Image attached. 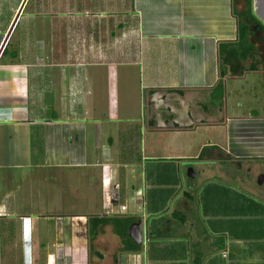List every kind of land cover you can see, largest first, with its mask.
Returning <instances> with one entry per match:
<instances>
[{"label": "crops", "instance_id": "1", "mask_svg": "<svg viewBox=\"0 0 264 264\" xmlns=\"http://www.w3.org/2000/svg\"><path fill=\"white\" fill-rule=\"evenodd\" d=\"M19 1L0 0V15H10L0 31ZM27 14L47 18L38 25L51 32L49 43L63 32L67 53L51 44L49 57L44 50L28 60L20 51L0 62V169L56 174L66 184L58 195L31 189L23 202L57 199L73 209L66 223L55 210L17 213L23 182L1 190L0 264H41L45 256L75 264L78 246L77 264H87L98 234L120 239L104 225L88 241L91 217L141 223L137 252L119 243L105 254L90 250L91 264H264V226L242 225L243 217L264 220V205L242 200L241 183L227 178L235 162L240 170L264 157L246 146L263 127L256 112L264 103L227 117L224 102L227 81L252 77L264 87V0H32ZM238 22L251 49L221 65L218 47L236 44ZM36 45L43 51L46 41ZM71 62L74 70L56 82L55 69ZM100 62L124 69L111 78L83 71ZM247 120L259 124L249 131Z\"/></svg>", "mask_w": 264, "mask_h": 264}, {"label": "rangeland", "instance_id": "2", "mask_svg": "<svg viewBox=\"0 0 264 264\" xmlns=\"http://www.w3.org/2000/svg\"><path fill=\"white\" fill-rule=\"evenodd\" d=\"M3 2L7 1V0H2ZM22 0H20L17 4L16 10L17 11L20 3ZM28 1V0H27ZM27 1L18 17V19L16 20V23L9 35V38L5 44V54L2 56L1 61L0 62H4L8 59V57L15 53H19L20 51L23 52V57L25 59H32L34 57V55H40L45 52L44 50H46V53H48V57L51 55L50 53V46H52L51 44H54L55 47L58 48V51H60V56H64V54L66 55L67 53V48L65 46V34H63V32L61 33V37L60 38H56L54 43H49L48 40V35L51 33L49 32L46 27H41L42 25H38L41 24L42 22H47V18L45 19H40L38 17H34L35 14H27L29 13L30 10H32V0H29V3L27 4ZM70 1V0H69ZM2 11V15H0V20H4L5 23H7L8 18L10 17V15L8 13H5L4 9L1 10ZM15 12L13 14V16L15 15ZM23 14V15H22ZM10 25V24H9ZM9 25L7 24V28L5 30L0 31V43L9 27ZM63 25V24H62ZM62 25H59L62 26ZM5 26V24H4ZM58 28V27H57ZM14 31V32H13ZM37 41H46V46L45 48L42 50H40L39 46L36 45ZM49 44H48V43ZM56 48V49H57ZM3 49V50H4ZM42 49V48H41ZM61 49V50H60ZM66 50V53H65ZM2 53L0 54L1 57ZM43 57V56H42ZM38 61L40 62V60L38 59ZM48 62V60H47ZM71 66H65L66 68H61V69H55V74H56V78L55 81H59V77L57 75V73L60 72H72L74 70V63L71 62L70 63ZM124 69V68H123ZM121 66L118 65H110L109 62H100V63H96V65L94 66H85L83 68V71L86 72L88 75H90V72L92 74H95L94 72H97L96 74H98L97 77H99L101 74H106L108 75L110 78L113 75L114 72H121L122 70ZM2 69H0L1 71ZM130 70H135L137 72V68L132 67ZM83 73V74H86ZM61 74V73H60ZM252 77H249V79H247L248 82H242L240 83L239 81L235 80V81H227L226 82V96H225V106H226V116L230 117L233 115V113H245V110L249 111L250 109H257L262 108V104L264 103V87L263 85H261L259 83V79L256 78L257 80V85H252V81L251 79ZM100 81V80H99ZM103 85V84H102ZM263 87V88H262ZM101 88V85H100ZM111 88V87H110ZM60 89L57 90L56 88V92H59ZM237 104H241L240 108H237L235 106H237ZM264 115V112H260V109H258V112H256V115ZM252 115H255V112H252ZM228 120V118H227ZM243 127H247V129L250 131L251 127H253L256 124H259L257 121H245L241 123ZM233 124L231 123V127H230V137L232 135V128ZM258 132H260L258 134V137H255L253 139H251V142H247L246 146L248 147V149H250L251 151L259 154V155H264V136L262 134V132H264V124L263 127L260 128V126H258ZM209 137H212L209 134ZM211 139V138H210ZM237 142V140L235 139V143ZM231 143V142H230ZM240 147H244V144L242 142H240ZM230 148L231 151H233V147H232V143L229 144L228 146ZM227 148V146H225V149ZM245 148V147H244ZM262 157V156H261ZM261 160H264V157L261 158ZM235 166L233 165V169L231 167L230 169V173L232 174L231 177H227L230 179V183H237L238 182L241 183V185L238 187V185L236 187H238V192L242 195V200H245V202L247 203H252L251 201H255L256 203L260 204V205H264V179L261 182V184L257 183V179L259 174L264 173V167L258 165V163H256L255 161L249 165H241L240 170H235ZM33 173V174H32ZM46 172L41 173L38 172L37 169H30L27 167H19V168H14V169H0V191L4 190L5 188H9L10 186L13 185V183L16 182H23L21 183V186L19 188L18 191V199H17V203H20V207H14L12 208L14 211H16L17 213H46L47 210H55L53 213H56L58 215H61V221H63L64 223H66L67 220V214H65V211L72 210L73 207L70 209L69 206H66L64 204H56L57 203V199L53 201L48 200V201H40V202H35L33 204V202H27L28 204H24L23 199H27V193H29L30 191H32L31 189H35L38 194L41 193L44 195V197L47 195L48 190L51 192V194L54 195H58L59 193V189L61 188V185H66L65 182L62 183L60 177H58L56 174L53 175L52 173H49L48 175L45 174ZM32 174V175H30ZM30 175V176H28ZM217 181V180H215ZM227 181V180H226ZM68 184V183H67ZM223 185H226L227 187L229 186L228 181L222 182ZM28 185V186H27ZM42 189H44V191H41ZM46 189V190H45ZM26 192V194H25ZM33 192V191H32ZM17 194V193H16ZM14 195V194H13ZM67 202H69V200H67ZM45 203L52 205V203H54L55 206H46ZM37 205V206H34ZM75 209H82L81 207H75ZM258 209V207H257ZM260 211V213H259ZM264 209H259L257 216H264ZM50 213V212H48ZM69 215V214H68ZM73 218V216H68ZM249 219L248 217L245 219V217L242 218V225L246 227L253 225V226H264V220L259 219V220H247ZM45 230L44 228L41 227V235L42 237L45 236ZM248 233V232H247ZM264 233V231L262 232ZM52 240V238H49L48 241ZM78 242L75 241V245H80V240H77ZM83 242V240H81V243ZM88 242V241H87ZM118 243L119 246H122L121 240L119 239H112L110 237L109 234H106L105 232H103L102 234H98L97 237L93 240L92 243L88 244V247L86 248V254H87V258L86 260H88L87 264H91V260L88 258V255L90 256V254H88V252L90 250H97L100 253H106L109 250L115 249L118 247ZM93 244V245H92ZM91 245L92 248L91 249ZM47 246V245H46ZM80 246L76 247V249L73 250L72 254L73 257L75 256V258L73 259V261H75V264L79 263L81 261V253H80V249L79 251H77V249ZM66 249V247H65ZM89 249V250H88ZM122 249V248H121ZM44 253H52V249L45 247L43 249ZM99 254V253H98ZM51 255V254H50ZM66 256L67 255V249H66ZM118 257V256H117ZM93 260V259H92ZM45 262H41V264H52V258L50 260V258H48L47 256H45L44 259ZM65 262V260H64ZM81 263V262H80ZM98 263V262H96ZM94 263V264H96ZM65 264H67V262H65Z\"/></svg>", "mask_w": 264, "mask_h": 264}, {"label": "trees", "instance_id": "3", "mask_svg": "<svg viewBox=\"0 0 264 264\" xmlns=\"http://www.w3.org/2000/svg\"><path fill=\"white\" fill-rule=\"evenodd\" d=\"M248 18L252 21H256L250 15V8L247 11ZM258 22V21H256ZM260 25V23L258 22ZM247 27L244 23L238 22L237 28V42L234 46L229 44H220L218 47V54L221 59V65L230 66V61L233 58L237 57L236 54L240 57H245V50L251 49L250 46H247L246 41V34H247ZM5 49L2 51L4 53ZM241 52V54H239ZM224 55V56H223ZM223 57V58H222ZM133 222V220H122L121 218H97L91 217L88 218V230H87V237L88 241H91L97 233H99L104 225H111L113 232L120 238L121 243L123 245L122 249L125 251L137 252L140 248L139 244H134L127 236V227Z\"/></svg>", "mask_w": 264, "mask_h": 264}, {"label": "water", "instance_id": "4", "mask_svg": "<svg viewBox=\"0 0 264 264\" xmlns=\"http://www.w3.org/2000/svg\"><path fill=\"white\" fill-rule=\"evenodd\" d=\"M26 1L27 0H22L21 1V3H20V5H19V7H18V9H17V11H16V13L14 15V18H13V20H12L8 30H7V32L5 33V35H4V37H3L2 41H1L0 54L2 53V51H3L4 47H5V44H6L7 40H8V38H9L10 32H11L13 26L15 25L16 20L18 19V17L20 15V13H21ZM221 71L222 72L219 73L220 77H222L223 74H225V72H226L225 66L222 67ZM239 163L240 162H235L236 168L239 167ZM259 164H260V166L264 167V160L259 161ZM262 179H263L262 176H259L258 179H257V183L260 184ZM127 236L134 244H139L140 241H141V223L137 221V222H134V223L130 224L128 226V229H127Z\"/></svg>", "mask_w": 264, "mask_h": 264}, {"label": "built area", "instance_id": "5", "mask_svg": "<svg viewBox=\"0 0 264 264\" xmlns=\"http://www.w3.org/2000/svg\"><path fill=\"white\" fill-rule=\"evenodd\" d=\"M3 214H4L3 209H2V207L0 206V216H2ZM225 255H226V252L223 251V252L221 253V256H222V257H225Z\"/></svg>", "mask_w": 264, "mask_h": 264}, {"label": "flooded vegetation", "instance_id": "6", "mask_svg": "<svg viewBox=\"0 0 264 264\" xmlns=\"http://www.w3.org/2000/svg\"><path fill=\"white\" fill-rule=\"evenodd\" d=\"M258 165H260L259 162H258ZM259 176H262V178L264 179V173L259 174ZM259 176H258V177H259Z\"/></svg>", "mask_w": 264, "mask_h": 264}]
</instances>
